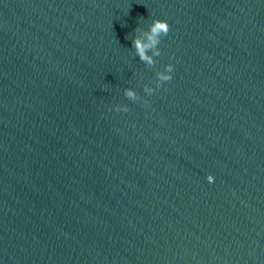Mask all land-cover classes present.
<instances>
[{
    "label": "water",
    "instance_id": "95a60500",
    "mask_svg": "<svg viewBox=\"0 0 264 264\" xmlns=\"http://www.w3.org/2000/svg\"><path fill=\"white\" fill-rule=\"evenodd\" d=\"M0 264H264V0H0Z\"/></svg>",
    "mask_w": 264,
    "mask_h": 264
},
{
    "label": "clouds",
    "instance_id": "9594fccd",
    "mask_svg": "<svg viewBox=\"0 0 264 264\" xmlns=\"http://www.w3.org/2000/svg\"><path fill=\"white\" fill-rule=\"evenodd\" d=\"M170 26L167 20L164 19H153L152 22L147 26V28L137 27L135 29V34L132 37L131 44L135 49L136 56L144 62L146 65H154L156 63V57L160 55L159 44L161 42V37L169 32ZM173 71V65H165L164 71H158L156 73L157 86L159 82L170 80L171 73ZM153 88L145 86V93H152ZM125 95L132 99L137 98V93L133 89L125 90ZM127 111V108L117 107V111ZM209 182H212L213 178L208 177Z\"/></svg>",
    "mask_w": 264,
    "mask_h": 264
}]
</instances>
